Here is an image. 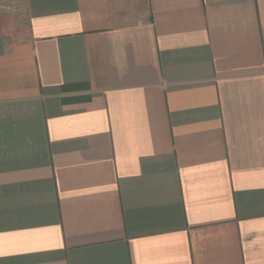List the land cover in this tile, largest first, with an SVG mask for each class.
<instances>
[{"label":"crops","instance_id":"crops-1","mask_svg":"<svg viewBox=\"0 0 264 264\" xmlns=\"http://www.w3.org/2000/svg\"><path fill=\"white\" fill-rule=\"evenodd\" d=\"M0 264H264V0H0Z\"/></svg>","mask_w":264,"mask_h":264}]
</instances>
